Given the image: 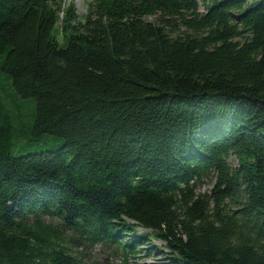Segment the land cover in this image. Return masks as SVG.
Wrapping results in <instances>:
<instances>
[{
    "label": "trees",
    "instance_id": "16d2710c",
    "mask_svg": "<svg viewBox=\"0 0 264 264\" xmlns=\"http://www.w3.org/2000/svg\"><path fill=\"white\" fill-rule=\"evenodd\" d=\"M63 2L0 0V264H264V0Z\"/></svg>",
    "mask_w": 264,
    "mask_h": 264
},
{
    "label": "rangeland",
    "instance_id": "374dc122",
    "mask_svg": "<svg viewBox=\"0 0 264 264\" xmlns=\"http://www.w3.org/2000/svg\"><path fill=\"white\" fill-rule=\"evenodd\" d=\"M64 6H68L69 3L74 5L75 12L78 14L79 18L86 12L88 3L92 0H63ZM199 9L203 10L202 4H199ZM63 16L62 11L59 12V20L56 24V34L57 37L62 40L63 33L60 31L61 18ZM148 19L155 20V15H149ZM34 104L31 99H27L22 103L20 118L22 119V125L20 129L14 130L11 137V147L10 151L13 154H19L23 152L38 151L42 149H50L59 146L63 137L54 135L52 133H33L32 128V114H33ZM235 162L234 158H232ZM215 176L213 172H209L205 175L196 186L198 192L210 191L213 186ZM138 230H143L142 227H138ZM154 244H162V240L154 239ZM73 249L82 258L85 264L92 261L98 262L99 264H137V262L148 261L156 262L157 264H165L168 261L164 257V254L155 250L151 255H145L144 246L137 252L135 256L128 255L127 261L123 259V254L120 249L113 251L109 247L101 244H94L87 247L72 245ZM74 251V252H75Z\"/></svg>",
    "mask_w": 264,
    "mask_h": 264
}]
</instances>
